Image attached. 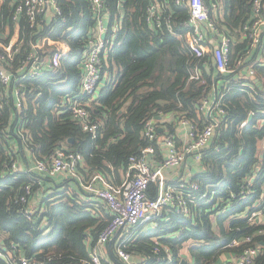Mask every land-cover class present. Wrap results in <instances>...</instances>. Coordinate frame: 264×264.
Returning a JSON list of instances; mask_svg holds the SVG:
<instances>
[{"label":"trees","instance_id":"obj_1","mask_svg":"<svg viewBox=\"0 0 264 264\" xmlns=\"http://www.w3.org/2000/svg\"><path fill=\"white\" fill-rule=\"evenodd\" d=\"M19 1L0 0V34L13 23L14 6ZM159 1L164 7L160 12L161 25L153 28L147 21L151 0H104L110 32L102 57V75L107 74L108 80L88 107L89 121L98 125L94 135L84 130L83 124L66 107L68 98L80 96L81 61L90 38L97 31L90 0H59L61 13L50 24L26 26L27 41L45 36L61 39L69 45L70 55L64 61L61 77L47 74L18 82L15 73L14 85L22 92L27 143L17 134L12 91L3 89L5 98L0 101L1 264H7L1 254L8 251L16 257L35 259L37 264H90L91 250L110 221L102 222L95 217L88 209V202L64 192L54 193V188L46 202V211L31 209L30 201L51 177L14 172L12 165L20 153L14 151L12 140L27 146L36 160L48 161L60 147L79 153L83 156V165L79 166L78 173L83 183L98 174L116 185L128 172L132 156L139 155L149 145L159 152L160 144L143 138L147 120L172 115L168 128L173 134L181 119L191 120L202 128L201 106L220 76L210 61L193 54L185 40V23L190 17L186 6L176 5L175 0ZM207 4L210 17L230 38L240 33L253 17V0H207ZM115 23L120 26L116 32L113 31ZM249 42L245 37L237 46L232 43L233 62L243 60ZM18 64L14 63L10 71L15 72ZM254 68L257 78L263 80L264 66L255 64ZM197 74L199 78H192ZM233 96L237 112L230 129L227 120L220 124L213 145L204 151L205 169L193 180L199 188L185 189L184 195L189 200L196 199V204H191V215L168 210L148 222L150 226L148 223L138 226L122 244L133 257H140L134 259L135 264H182L184 260L191 264H218L225 255H238L261 239L256 237L239 246H229L234 240L253 236L262 225L250 218L264 212V150L259 148L264 141V92L256 85L254 89L245 85L234 88ZM81 99L89 98L81 96ZM222 107H226L225 102ZM252 113L254 116L248 121ZM225 138L224 146L215 151ZM27 187H30L28 196ZM155 194L153 184L150 196ZM23 196L27 204L22 203ZM27 209L33 211L31 218L25 216ZM116 245L107 243L109 261L104 260V264H125L115 252ZM255 264H264V253Z\"/></svg>","mask_w":264,"mask_h":264},{"label":"built area","instance_id":"obj_2","mask_svg":"<svg viewBox=\"0 0 264 264\" xmlns=\"http://www.w3.org/2000/svg\"><path fill=\"white\" fill-rule=\"evenodd\" d=\"M59 0H21L15 4L13 23L4 33L0 34V101L5 98V92L12 91L17 110V134L22 138L23 143L29 139L24 128L23 99L21 89L14 85V80L20 82L26 77L39 78L43 75L52 77L63 76L64 61L70 55L69 45L61 40L45 36L39 40L27 41L26 26L37 27L40 24L41 16L48 10L55 15L60 14ZM94 17L96 19V33L89 40V47L81 61L83 75L80 83V96L68 98L66 107L72 116L83 124L86 131L96 133L98 125L89 121L90 112L88 107L95 100L102 75V57L106 51L107 27L104 23V16L108 14L105 9L104 0H90ZM176 5L186 6L189 11V20L185 23V40L196 57L210 60L216 67L220 79L225 83L223 92L220 94L216 111L223 116L228 114V109L222 107L223 102L231 95L234 88L246 85V76L255 75L254 67L247 71V74L240 71L242 60L233 62L232 43L233 40L226 32L218 27L217 22L210 17V9L207 0H175ZM162 5L159 0H151L148 8V23L153 28L161 25L160 12ZM214 9L217 6L214 5ZM253 20L244 27V36L251 40L250 47L258 48L261 37L264 33V0H253ZM119 24L113 28L116 32ZM216 40L213 46L208 43ZM261 50V48H260ZM210 56V58H208ZM260 57L257 62H263ZM14 63H19L15 72L10 71ZM264 63V62H263ZM254 66V65H253ZM192 78H199L193 75ZM4 89V90H3ZM12 89V90H11ZM10 90V91H9ZM81 96H87L88 100H82ZM208 101H204L201 111L204 110ZM264 113V110H263ZM204 114V113H203ZM173 116L163 118L161 115L151 118L145 122L143 138L146 141L159 142L161 139L166 148V157L158 165L154 164L156 149L149 145L143 148L139 155L130 158L129 170L125 181L121 185L110 184L101 175H95L89 182L83 183V188L101 198L110 210L111 219L98 235L96 245L91 251L90 264H104L101 249L107 246L111 240L118 236L121 244L117 245L116 252L125 264H135L133 255L122 248V244L133 235L135 229L158 217L163 216L165 211L173 210L179 214L191 215V204H196V199L190 200L184 195L185 189L197 190L199 187L193 181H183L177 184H168L165 170L179 167L189 156L200 162H204V151L209 146L215 131L219 129L221 122L212 117H204V124L199 128L193 121L188 119L179 120L178 124L186 128L187 141L181 143L176 136L169 131L168 124ZM162 123H165L163 125ZM162 130V132H160ZM164 134L161 136V134ZM83 161L79 153L71 152L63 147L58 148L48 161L36 160L35 169L39 173L55 176L59 173H67L69 176L80 179L78 168ZM14 172L20 171L18 161L12 165ZM99 182V185L96 183ZM155 185L156 195L150 196V187ZM30 194V187L26 188V196ZM26 196L22 197V203H28ZM206 195H203L205 197ZM255 213L250 218L258 223ZM33 211L27 209L25 216L31 218ZM262 215V214H261ZM262 225V222H261ZM256 237L253 246L244 249L238 255L227 254L218 264H255L256 259L264 253V224L253 236L241 240H234L229 246L235 247L243 242H250ZM244 240V241H243ZM7 264H37L35 259L24 256L16 257L13 254L4 255ZM3 257V256H2ZM185 264H191L186 262Z\"/></svg>","mask_w":264,"mask_h":264},{"label":"crops","instance_id":"obj_3","mask_svg":"<svg viewBox=\"0 0 264 264\" xmlns=\"http://www.w3.org/2000/svg\"><path fill=\"white\" fill-rule=\"evenodd\" d=\"M54 16H55V13L52 10L46 11L40 18L39 26L43 25L44 23L50 24L52 22ZM252 20H253V17L251 18V21ZM104 23H105V26L107 27V33L105 35V38H107L108 33L110 32V28H109L110 17L108 14L104 16ZM115 25H116V23L114 24V26ZM245 26H246V24L243 26L240 33H236L232 36V40H233L235 46L240 44L242 39L246 37V36H244V27ZM111 38H114V37L111 36ZM240 38H242V39L239 42ZM208 43H210V45L213 46L214 44H216V40H210V41H208ZM260 48H261V50H260ZM260 57L264 58V33L261 37V42H260V45L258 46V48L252 49L249 46L247 51L244 53V56L242 57L243 60H242V64L240 67V71H243V73L247 74V71L249 69H251V67L253 68L255 66V64L264 66V63H263L264 61L263 62H257V60ZM208 58H210V56ZM251 59L253 60L252 64H251ZM208 61H210V60H208ZM248 62L250 64L244 65V63H248ZM253 69L255 71V75L253 77V76H250L247 74L246 80H244L247 83L246 86H249L251 89H254V85H256V86L260 87L264 92V79L263 80L258 79L257 78V71L255 68H253ZM107 80H108V77H107V74H105L102 82L99 85L98 92H97V95L95 96V99H97V97L99 96L100 91L105 86V84L107 83ZM224 86H225L224 81L222 79H220V77H218L217 80L215 81V84L212 88L210 95L204 100V101H208V103L206 106L204 105L203 113H204V117L206 120L209 119L210 112H211V116L219 119V121L221 123L223 121L227 120L228 125H229L228 129H230L231 123L234 120V117H235L236 112H237L236 105L234 104L233 91H232L231 95H229L227 97V99L225 101L226 109H228V114L223 116L221 113L219 114L216 111L218 99L220 97V94L223 92ZM243 86H245V85H243ZM204 101H203V103H204ZM252 114L254 116V113H252ZM217 130L215 131V134H214L213 138L211 139L207 149H209L211 147V145H213V142L216 138ZM174 135L178 138V141L181 143H185L187 141L186 128L179 125V124H176V133ZM225 141H226V138L215 148V151H218L219 149H221L224 146ZM11 144L13 145L12 147H14V151H18L20 153V157L17 160L20 171H22V172H34V173H37V174L42 175L44 177H46V176L51 177V180L46 182L45 184H43V186L37 191V193L34 195L32 200L30 201L29 207L31 209L46 211V209L48 208L47 204H46V202H48V197H50L55 190L54 193L64 192L68 195L76 196L77 199H79L81 201L88 202V209L92 212V214L95 217L102 220V222H108L111 219L112 216H111L110 210L107 208L106 203L101 198H99L97 195H95L94 193L86 191L83 188V185H82L83 182L81 181V179L73 178V177L69 176L68 174L66 175L65 173H59L55 176H50V175H47L44 173H39L35 169L34 155L27 148V146H25L23 143L18 142L17 140H12ZM158 144H160V149H159V152H156L154 155V157H155L154 164L155 165H158L162 160H164V158L166 157V154H167L166 148L164 147L161 139L159 140ZM259 148L261 150H264V141H262L259 144ZM81 165H83V161H82ZM205 166H206V164L204 162L197 161L196 159H194L193 156H189L186 159V161L182 165H180L179 167L169 168V169L165 170L167 182L170 185H172V184L174 185V184H177L178 182L195 180L204 171ZM126 176H127V173L123 174L121 177V182L119 184H116V186L121 185L125 181ZM91 179L92 178H90V180ZM96 185L101 186L99 184V182H97ZM52 188H54V190ZM156 193H157V191H156ZM49 200L54 201L53 198H50ZM257 220H258L257 222L259 224H261V222H262V226H263V224H264V212L260 213L258 215ZM118 239L120 240L121 238L119 237ZM88 244H90V238L88 239ZM7 254L9 255V254H11V252L8 251L6 254H1V257L3 256L2 258L6 259V257L4 255H7ZM225 256H227V255H225ZM103 259L109 261L108 253L106 254V256H103ZM134 259L139 260L140 257H133V260ZM0 264H1V262H0Z\"/></svg>","mask_w":264,"mask_h":264},{"label":"rangeland","instance_id":"obj_4","mask_svg":"<svg viewBox=\"0 0 264 264\" xmlns=\"http://www.w3.org/2000/svg\"><path fill=\"white\" fill-rule=\"evenodd\" d=\"M261 150V149H260ZM262 151V150H261ZM66 175H67V173H65ZM146 224V223H145ZM144 225V224H143ZM146 225H151L150 223H148V224H146ZM118 242H119V239H118V237H115L113 240H111V243L112 244H117L118 245ZM117 245H116V247H114V249H115V252H116V248H117ZM102 251H101V254H102V256H106V254L109 252V247L108 246H105V247H103L102 249H101Z\"/></svg>","mask_w":264,"mask_h":264},{"label":"water","instance_id":"obj_5","mask_svg":"<svg viewBox=\"0 0 264 264\" xmlns=\"http://www.w3.org/2000/svg\"><path fill=\"white\" fill-rule=\"evenodd\" d=\"M102 37L105 38V35H103ZM252 118H253V114H251V115L249 116L248 121H251ZM160 132H162V130H160ZM69 142H71V140H69ZM185 263H186V261L184 260V261L182 262V264H185Z\"/></svg>","mask_w":264,"mask_h":264}]
</instances>
